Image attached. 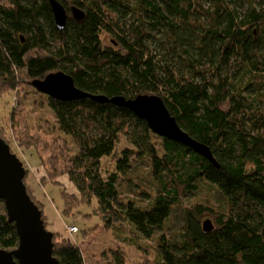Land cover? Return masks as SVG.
Masks as SVG:
<instances>
[{
	"label": "trees",
	"instance_id": "16d2710c",
	"mask_svg": "<svg viewBox=\"0 0 264 264\" xmlns=\"http://www.w3.org/2000/svg\"><path fill=\"white\" fill-rule=\"evenodd\" d=\"M58 1L68 12L63 29L50 0H0V97L5 88L17 92L54 71L70 74L94 96L156 94L219 163L155 133L129 108L47 94L59 130L76 144L71 154L68 147L59 152L58 173L47 166L51 203L57 197L58 210L73 215L66 224L78 227L73 237L95 229L80 228L74 220L85 206L91 210L82 214L87 220L97 217L109 228L128 227L152 238L165 228L173 206L207 181L227 206L216 213L199 203L185 208L180 237L158 236L154 264H264V0ZM74 6L84 11L82 19L73 16ZM123 136L130 145L118 151ZM15 141L34 146L21 137ZM36 152L40 164L49 159ZM110 156L115 169L104 172L102 160ZM146 159L156 188L138 193L140 201L148 198L144 206L137 198H123L120 190L135 162ZM62 176L76 192L59 182ZM30 196L45 221L44 203ZM208 215L215 225L206 232ZM53 232L60 264H87L79 243ZM18 245L15 223L0 200V247ZM113 256L115 264H125L122 250Z\"/></svg>",
	"mask_w": 264,
	"mask_h": 264
},
{
	"label": "rangeland",
	"instance_id": "374dc122",
	"mask_svg": "<svg viewBox=\"0 0 264 264\" xmlns=\"http://www.w3.org/2000/svg\"><path fill=\"white\" fill-rule=\"evenodd\" d=\"M261 0H256L259 4ZM248 5H240V10H245ZM258 6V5H257ZM259 7V6H258ZM105 41H109L106 34L102 35ZM4 94L0 97V126L4 137L10 139V146L15 151V154L26 164L30 169L26 176L28 191L36 199L44 203V211L46 228L51 231L63 233L68 239L80 244L87 264H115L114 254L116 250H122L126 259L125 264H154L156 257L157 238L160 234H165L171 239H178L182 233L184 209L193 204H204L214 213L222 211L227 206V200L215 185L204 181L199 189L195 192L188 193L184 196L179 204L173 206L171 215L165 221V228L159 230L152 238H143L141 235L129 231L128 227L109 228L97 217L87 220L82 215L83 212L90 213V208L82 206V214H77L76 220L80 228L95 227L88 236L84 238H74L78 234L71 235L66 230V224L72 220L57 208L58 199L55 198V203H51V198L54 194L49 186L53 181H50L49 168H55V173L59 172L57 165H62L60 162V151L66 147L71 154L75 150V142L73 139L61 132L56 123V119L51 107L48 104L47 94L37 91L32 84L26 82L17 92L10 93L6 88L1 92ZM7 94V98H4ZM15 124V125H14ZM21 137L34 143L32 148L22 146L16 140ZM19 145V146H18ZM125 145H130L123 136L118 143V151ZM43 156H47V161L40 164L37 152ZM114 156L104 157L102 166L104 172H109L115 169ZM149 161L142 160L135 162L133 168L128 171L125 176V182L121 187L120 193L123 198H137L140 204H148V198H138V193L146 191L152 193L155 190V182L149 174ZM46 180V181H45ZM46 183H49L45 185ZM57 183L56 181H54ZM59 182H63L68 186L70 192H76L75 188L69 182L66 176L59 178ZM150 193V194H151ZM72 205V204H71ZM73 209V207H71ZM70 214V213H68ZM69 218V219H68ZM211 219L215 225V217L208 215L203 218ZM74 236V237H73Z\"/></svg>",
	"mask_w": 264,
	"mask_h": 264
},
{
	"label": "water",
	"instance_id": "95a60500",
	"mask_svg": "<svg viewBox=\"0 0 264 264\" xmlns=\"http://www.w3.org/2000/svg\"><path fill=\"white\" fill-rule=\"evenodd\" d=\"M50 4L57 27L63 29L68 18L66 8L58 0H50ZM72 12L76 19H82L85 15L82 9L75 6ZM33 85L56 99L90 97L102 103L111 101L129 108L144 119L155 133L187 145L219 167L210 148L179 125L159 95L139 94L131 99L124 96H94L77 87L73 77L64 71L50 72L44 78L34 80ZM26 173L24 162L0 134V200L4 201L8 219L15 223L19 237V245L15 249L0 247V264H60L54 255V232L46 228L42 210L28 193L24 182ZM203 229L206 232L214 229L211 219L203 222Z\"/></svg>",
	"mask_w": 264,
	"mask_h": 264
},
{
	"label": "built area",
	"instance_id": "2783aa9c",
	"mask_svg": "<svg viewBox=\"0 0 264 264\" xmlns=\"http://www.w3.org/2000/svg\"><path fill=\"white\" fill-rule=\"evenodd\" d=\"M67 232L73 235L74 233L78 232V227L76 225L69 224L66 228Z\"/></svg>",
	"mask_w": 264,
	"mask_h": 264
},
{
	"label": "flooded vegetation",
	"instance_id": "af4514ba",
	"mask_svg": "<svg viewBox=\"0 0 264 264\" xmlns=\"http://www.w3.org/2000/svg\"><path fill=\"white\" fill-rule=\"evenodd\" d=\"M46 94V93H45Z\"/></svg>",
	"mask_w": 264,
	"mask_h": 264
}]
</instances>
